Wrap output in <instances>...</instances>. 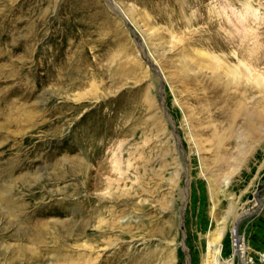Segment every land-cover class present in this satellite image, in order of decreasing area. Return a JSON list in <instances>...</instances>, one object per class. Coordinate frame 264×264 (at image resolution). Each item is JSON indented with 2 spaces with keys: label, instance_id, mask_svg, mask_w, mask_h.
<instances>
[{
  "label": "rangeland",
  "instance_id": "rangeland-1",
  "mask_svg": "<svg viewBox=\"0 0 264 264\" xmlns=\"http://www.w3.org/2000/svg\"><path fill=\"white\" fill-rule=\"evenodd\" d=\"M110 1L0 0V264H215V237L238 264L234 228L257 256L264 82L205 54L264 53V0Z\"/></svg>",
  "mask_w": 264,
  "mask_h": 264
},
{
  "label": "bare ground",
  "instance_id": "bare-ground-1",
  "mask_svg": "<svg viewBox=\"0 0 264 264\" xmlns=\"http://www.w3.org/2000/svg\"><path fill=\"white\" fill-rule=\"evenodd\" d=\"M108 1H109V4H111L110 3L111 1L110 0H108ZM246 5L250 6V4H246ZM246 9H247L246 12L248 13V16H249V14L251 15L252 8L248 7ZM253 13H254V16L256 17V20H257L258 19V15H257L258 11L257 10H256V12L253 11ZM245 16H247V15H245ZM243 17H244V15H243ZM247 56H248V58H250L248 60V62H243V61L239 60L238 65H232L231 64V61L233 59L237 58V54H235V53H234V55H232V57L227 56V55H215V54L208 55L206 53L205 54V59H207V61H208L207 63H209V62L211 63V65H212L211 67H212L213 70H219V69L225 68V69H223L225 71L224 72L225 73V79H224L225 86H224L223 90L226 91V88L228 86H230V85H233V86H236V87L237 86L238 87L242 86V88L244 87L245 89L248 90V89L253 88V85L255 83L257 85H261L262 86V84L264 82V75H262L260 73V71L257 70L256 66H254V64L250 62L252 60H255L257 65H261L262 63H264V58H263L264 57V53H258L256 51L255 52L254 51H250ZM214 77H215V80H217L219 82V84H221V82H223V76H221L219 74H216V72H215ZM235 100H237V99H235ZM8 174H10V173H8L6 171L5 167H0V178H2L3 176H8ZM97 186L99 187V184L98 185L95 184V187H97ZM60 207H61L62 210L66 209V207H63V206H60ZM74 211H75V209H74ZM102 212L103 211L101 210V207H99V206H96V207L92 208V210H90V208H88V206H87L86 208H84V209H82L80 211H78V209L75 211L74 215L77 214L78 216H82L83 220L87 221L84 224H82L81 226H77L76 227L75 231L78 232V234H77L78 237L76 236L77 237V241H78V239H80L79 237L81 236V234L83 232L85 234V230L87 229V227L90 224V222H92L94 219H97L100 216V214H102ZM59 224H61V223H59ZM68 224H70V223H68ZM68 233H70V232H68ZM221 233H222V231H220L218 236H220ZM235 236L237 237L238 241L241 243L240 246L243 249L242 250L243 253L242 254H238L236 252V254H235V252H234V254H235V256L237 255L238 258H240V261H241L240 263L241 264H242V262H243V264H248V260H245V259L248 258V252H249L250 249H248L246 247V245H244V244H246L245 243V237H243L240 233H237V234L235 233ZM210 243L213 244V247H214V250H215V252H214L215 264H221V261H220V258H219L218 254H219L220 250L223 251V246H222L219 238L218 237L212 238ZM109 245H107V246H109ZM65 264H76V263L68 262V263H65ZM206 264H210V261L208 260L206 262Z\"/></svg>",
  "mask_w": 264,
  "mask_h": 264
},
{
  "label": "built area",
  "instance_id": "built-area-1",
  "mask_svg": "<svg viewBox=\"0 0 264 264\" xmlns=\"http://www.w3.org/2000/svg\"><path fill=\"white\" fill-rule=\"evenodd\" d=\"M237 231V232H236ZM235 233H239L238 230H236V228H234L233 230V237L231 238V247H232V250L238 254H242V248L240 246V242L238 241L237 237L235 236ZM253 257V258H252ZM250 256L248 258H246L245 260H250V264H264V251L260 252L257 254V256ZM243 264V262H242Z\"/></svg>",
  "mask_w": 264,
  "mask_h": 264
},
{
  "label": "water",
  "instance_id": "water-1",
  "mask_svg": "<svg viewBox=\"0 0 264 264\" xmlns=\"http://www.w3.org/2000/svg\"><path fill=\"white\" fill-rule=\"evenodd\" d=\"M238 264H240V263L238 262Z\"/></svg>",
  "mask_w": 264,
  "mask_h": 264
}]
</instances>
